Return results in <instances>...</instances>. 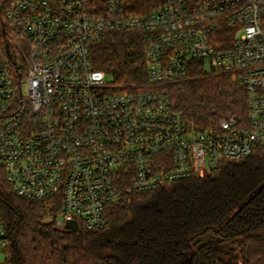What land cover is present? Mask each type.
I'll return each mask as SVG.
<instances>
[{"label":"built area","instance_id":"obj_1","mask_svg":"<svg viewBox=\"0 0 264 264\" xmlns=\"http://www.w3.org/2000/svg\"><path fill=\"white\" fill-rule=\"evenodd\" d=\"M109 31L141 35L144 83L122 88L95 68L92 46ZM193 70L243 87L245 119L196 127L174 109L163 88ZM257 145L264 0H0V170L27 200L59 197L46 217L57 227H108L121 173L149 191ZM9 242L0 216V253Z\"/></svg>","mask_w":264,"mask_h":264},{"label":"trees","instance_id":"obj_2","mask_svg":"<svg viewBox=\"0 0 264 264\" xmlns=\"http://www.w3.org/2000/svg\"><path fill=\"white\" fill-rule=\"evenodd\" d=\"M91 52L95 68L114 84L146 81L138 32L109 31ZM163 89L196 127L246 117L245 90L228 76L193 70ZM117 187L119 196L107 207L108 227L72 231L46 219L60 212L59 197L53 204L27 200L0 170V216L10 238L0 264H264V145L221 160L204 177L139 192L121 173ZM209 232L208 242H194Z\"/></svg>","mask_w":264,"mask_h":264},{"label":"water","instance_id":"obj_3","mask_svg":"<svg viewBox=\"0 0 264 264\" xmlns=\"http://www.w3.org/2000/svg\"><path fill=\"white\" fill-rule=\"evenodd\" d=\"M66 229L72 230V231H77L78 230V226L76 221L72 220V221H68L66 223ZM212 236V232L207 233L205 236H199L198 238H196L194 240V242H198L199 241V246L202 245L203 243L208 242L211 239ZM220 240V239H219Z\"/></svg>","mask_w":264,"mask_h":264},{"label":"rangeland","instance_id":"obj_4","mask_svg":"<svg viewBox=\"0 0 264 264\" xmlns=\"http://www.w3.org/2000/svg\"><path fill=\"white\" fill-rule=\"evenodd\" d=\"M47 219V218H46ZM4 258H5V253H3V251L0 253V263L2 261H4Z\"/></svg>","mask_w":264,"mask_h":264}]
</instances>
